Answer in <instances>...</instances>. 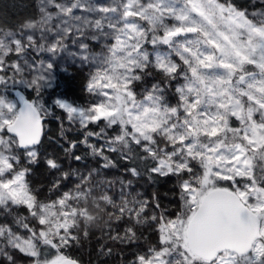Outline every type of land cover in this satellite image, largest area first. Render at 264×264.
Returning <instances> with one entry per match:
<instances>
[{"label": "snow or ice", "instance_id": "snow-or-ice-1", "mask_svg": "<svg viewBox=\"0 0 264 264\" xmlns=\"http://www.w3.org/2000/svg\"><path fill=\"white\" fill-rule=\"evenodd\" d=\"M39 12L19 32L0 29V86L20 83L36 97L0 96V214L12 218L0 223V264H18L17 254L30 264H79L60 250L87 240L100 220L114 244L137 245L149 229L157 234L127 264H264V0H40ZM69 44L77 48L69 55L95 69L86 88L93 100L80 106L57 98L61 117L42 96L53 64L41 60L37 68L32 57L67 52ZM29 70L37 73L31 79ZM153 73L160 79L137 99V86ZM48 116L60 121L66 156L83 144L103 169L130 164L131 179L105 180L96 193L94 169L79 176L74 192L40 200L21 157L30 166L40 162ZM73 131L83 138L70 139ZM58 159H44L60 172L53 188L74 174ZM167 177L179 186L174 216L155 195L132 194L134 180ZM113 183L120 185L115 198L107 194ZM122 222L123 229L112 227ZM113 254L101 244L99 256Z\"/></svg>", "mask_w": 264, "mask_h": 264}, {"label": "trees", "instance_id": "trees-1", "mask_svg": "<svg viewBox=\"0 0 264 264\" xmlns=\"http://www.w3.org/2000/svg\"><path fill=\"white\" fill-rule=\"evenodd\" d=\"M238 4H245L248 0H235ZM40 0H0V29L17 31L28 20H39ZM90 68L87 65H73L70 71L66 74H61L60 79L63 82V87H55L47 93L49 99L54 98L60 92L65 94L75 103L82 104L87 101L86 84ZM160 76L157 73H153L152 78L145 80L144 84L138 85V89L150 86L153 80H159ZM61 88V90H60ZM171 92V90H169ZM29 99L33 98L30 91L26 90ZM169 99H172L169 96ZM174 103V100H173ZM58 115H61L57 111ZM44 131L41 138V144L39 150L41 152V160L36 165H28L24 163L25 167H31V174L28 176L30 187L36 192L38 198L44 202H49L58 199L65 192H74L76 185L80 182V175H87L89 172H93L94 169H99L97 175L93 172L92 183L99 182V186L95 189L96 193H100L106 189V185L103 183L105 180L115 182L117 179H131L125 168L131 166L124 161H120V166L114 169H103V160L90 154L89 150L83 145L78 144L74 153H70L67 156L64 154L63 149L67 147V144L60 138V121L49 117L43 122ZM92 129L91 127H89ZM70 139H82L83 136L80 132L73 131L69 134ZM96 138H90V142L95 143ZM100 142V141H98ZM74 155H80L82 159L76 161L72 158ZM115 156V154H111ZM58 157V162L61 164L63 171L74 173L70 175L68 179H60L59 187L53 188V183L60 177V172L51 170L44 163L45 158ZM187 178V177H185ZM135 191L132 193L142 194L144 198L151 199L153 195L159 200L161 207L168 209V215L174 216L175 212L179 210L181 202L179 200V186L176 177L161 178L156 183H150L146 178L140 180H134ZM120 185L113 183V186L108 195L115 198L119 192ZM89 210L95 211L89 202ZM20 212L27 216L25 209L21 208ZM3 217L0 214V223H2ZM35 225V221H31ZM126 226V222H122L119 225L113 224L112 227L116 230H121ZM108 225L104 220L98 221L92 225L89 229L90 235L87 240H81L80 245H70L62 248L61 251L67 257L77 260L80 264H127L128 261L134 260V253L143 254L149 245L155 244L157 241V234L152 230H145L144 237L137 245H119L114 244L107 240L104 234V229ZM107 244L113 247V255L99 256L98 250L101 244ZM42 252L48 257H54L56 254L55 249H51L48 246H41ZM18 264H30V259L17 254Z\"/></svg>", "mask_w": 264, "mask_h": 264}, {"label": "rangeland", "instance_id": "rangeland-1", "mask_svg": "<svg viewBox=\"0 0 264 264\" xmlns=\"http://www.w3.org/2000/svg\"><path fill=\"white\" fill-rule=\"evenodd\" d=\"M102 2L107 3V2H110V0H102ZM20 30H21V28L19 30H17V31H13V32H19ZM38 30H39V25L37 26V29L35 31H38ZM5 31H8V30H5ZM148 49H149V51H151L152 50L151 46H148ZM92 50L95 51V52H99L100 51V47L96 46L95 43H93ZM69 52H77V48L75 47V45L69 44V50L67 52L60 53V54H57V55H53L51 53H39V54H35L34 53L33 57H32L34 60H36L37 68L40 67V61L41 60L44 61V65L45 66H46L47 63H52L53 64V69L51 70V77H52L51 87L46 88L42 92V96H43V101L45 103V106L48 107L50 110H54L56 113H57V111H59L60 114H62V117H63V113H62L61 110L55 108L54 101L57 98H67L70 101H72V100L69 97H67L65 94H63L62 92H60L58 95H55L54 98L49 99L48 96H47V93L49 91H51L52 89H54L55 87H60V86L63 87V82L60 79V75L68 73L70 71V68L73 65H79V66L87 65V66H89V68H90L89 76H90L91 72L95 70L91 65L82 64L78 58H73L71 55H69ZM29 71H31V75H29L28 72H26V74H25L27 79H31L32 75L37 74L33 70H29ZM89 76H88L87 84L89 82ZM17 79H19V78H17ZM87 84H86V88H87ZM26 90H28V91H30L32 93V95H33L32 99L36 98L35 97V93L32 91V89H29L25 85L20 84V83H17L15 85L10 83L8 85L7 91L4 90L3 86H0V96H3V97H5V98H7L9 100L18 101L19 96L17 95V93H20V94L24 95L26 98H28ZM60 90H61V88H60ZM142 91H143V89H138L137 88V92H138L137 99H142V96L140 95V93ZM86 95L88 97L87 101H85L82 104H79V103H76V104H78L80 106H87L89 103H91V101L93 100V97L87 91H86ZM72 102H74V101H72ZM49 117H51V116L45 117L42 121L44 122L45 119H47ZM89 127H91L92 130H94V131L98 130L96 128V126H94V125H89ZM98 141L99 140H96V142L94 144L103 143L102 141H100V142H98ZM25 162H26V158L21 157V166L25 167V165H24ZM20 214H22V213L20 212ZM1 216L3 217L2 223L11 224V221H12L11 217H6V216H4L2 214H1ZM19 234L21 236H27L28 235L26 230H24L22 228L19 229ZM60 252H61V254H63L61 250H60Z\"/></svg>", "mask_w": 264, "mask_h": 264}, {"label": "water", "instance_id": "water-1", "mask_svg": "<svg viewBox=\"0 0 264 264\" xmlns=\"http://www.w3.org/2000/svg\"><path fill=\"white\" fill-rule=\"evenodd\" d=\"M43 131H44V124H43V121H42V134H41V138H42V135H43ZM70 258V257H69ZM73 259V258H71ZM75 260V259H74ZM77 261V260H76ZM80 264V263H79Z\"/></svg>", "mask_w": 264, "mask_h": 264}]
</instances>
